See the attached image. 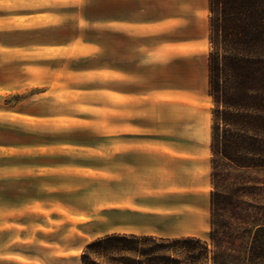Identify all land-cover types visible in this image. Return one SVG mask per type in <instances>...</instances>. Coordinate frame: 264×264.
Returning <instances> with one entry per match:
<instances>
[{
	"label": "rangeland",
	"instance_id": "rangeland-1",
	"mask_svg": "<svg viewBox=\"0 0 264 264\" xmlns=\"http://www.w3.org/2000/svg\"><path fill=\"white\" fill-rule=\"evenodd\" d=\"M119 9L135 23H114L113 0H0V264H84L139 221L109 210L133 202L170 209L140 220L155 231L208 239L207 0Z\"/></svg>",
	"mask_w": 264,
	"mask_h": 264
},
{
	"label": "trees",
	"instance_id": "trees-1",
	"mask_svg": "<svg viewBox=\"0 0 264 264\" xmlns=\"http://www.w3.org/2000/svg\"><path fill=\"white\" fill-rule=\"evenodd\" d=\"M208 39V239L105 234L85 246L84 264H264V224L252 215L264 207L250 202L264 174V0H208Z\"/></svg>",
	"mask_w": 264,
	"mask_h": 264
},
{
	"label": "crops",
	"instance_id": "crops-1",
	"mask_svg": "<svg viewBox=\"0 0 264 264\" xmlns=\"http://www.w3.org/2000/svg\"><path fill=\"white\" fill-rule=\"evenodd\" d=\"M147 0H113L114 3V23H122L127 25H133L134 17L130 14L131 11L125 12V10L118 9V5L121 3L123 5H131V4H145ZM207 10H208V0H207ZM23 13V12H22ZM31 13H23L21 15L29 16ZM144 17V16H143ZM142 17V18H143ZM143 20V19H142ZM145 20V19H144ZM140 25H145V23H138ZM110 211L115 214L120 213L122 216H137L139 219L138 222H132L130 220H119L118 222H114L112 227L104 232L103 234H111V233H119V234H136V235H152L159 237H187V236H196L195 234L183 232V233H174V234H166L163 232L155 231L154 229L147 227L146 225L141 224L140 220L144 218H153L156 215H164L166 212H169L170 209H158L150 207L149 205L142 204L140 202H133L132 204H128L125 206H114Z\"/></svg>",
	"mask_w": 264,
	"mask_h": 264
}]
</instances>
